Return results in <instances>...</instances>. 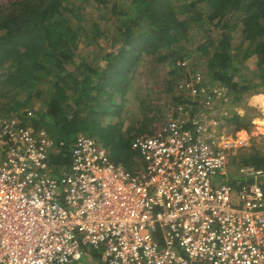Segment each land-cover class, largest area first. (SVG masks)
<instances>
[{"label":"built area","instance_id":"1","mask_svg":"<svg viewBox=\"0 0 264 264\" xmlns=\"http://www.w3.org/2000/svg\"><path fill=\"white\" fill-rule=\"evenodd\" d=\"M204 84L190 73L160 126L133 138L135 171L91 136L68 142L0 117V264H77L87 249L102 264H264V153L263 166L235 168L237 185L221 180L248 137L202 115L218 93Z\"/></svg>","mask_w":264,"mask_h":264},{"label":"trees","instance_id":"2","mask_svg":"<svg viewBox=\"0 0 264 264\" xmlns=\"http://www.w3.org/2000/svg\"><path fill=\"white\" fill-rule=\"evenodd\" d=\"M90 2L96 20L87 16L85 3ZM233 14L236 22L229 26ZM211 24H220L218 36ZM235 29L238 34L232 35ZM196 35L205 38L195 45ZM86 44L98 49L84 52ZM194 56L203 62L206 90L220 85L232 106L251 110L247 94L264 95L258 91L264 85V0H0V117L16 115L20 123L68 142L79 133L94 139L101 135L113 149L111 160L135 171L138 155L132 140L153 131L159 111L145 94L136 98L135 124L124 127L119 118L138 65L167 63L163 88L173 93L189 75L181 78L188 66H196L189 61ZM252 56L253 68L244 64ZM247 70L258 79L245 78ZM40 78L50 86L43 109L31 104L41 91ZM19 93L25 98L17 110ZM184 94L177 90L168 102L177 103ZM246 116L233 110L225 121L235 131H248L256 120ZM104 117L109 121L103 122ZM50 164L61 173L69 156L60 152ZM245 164L263 166V154L251 153L238 166ZM86 253L100 259L92 250Z\"/></svg>","mask_w":264,"mask_h":264},{"label":"rangeland","instance_id":"3","mask_svg":"<svg viewBox=\"0 0 264 264\" xmlns=\"http://www.w3.org/2000/svg\"><path fill=\"white\" fill-rule=\"evenodd\" d=\"M1 1H7V0H1ZM85 9L87 11V16L90 17L91 19H97V11L94 8V5L92 2L90 3H85ZM238 14V13H237ZM234 15H230L228 18L230 19L229 26L234 24ZM220 24H211L210 29L213 30L214 35L218 36L221 27L219 26ZM232 35L238 34V29L232 30L231 31ZM205 37L196 35L194 36V42L195 45L202 42ZM100 44L102 46L108 47V43H105L104 41H100ZM92 48H95L96 50L98 49L94 44H86L81 46L82 51H88L91 50ZM191 56V54H190ZM191 64H196L195 67L188 66V73H183L181 75V78H184L186 75L193 73V72H200L202 74L203 72V62L198 61V58H189ZM244 64L249 65L251 64L252 68L254 66V56L250 57L249 61L245 62ZM169 69V65L165 62L163 63H157L153 65H138L137 71L135 76L131 80V85H130V90L128 92V95L126 97V101L124 102L125 105L121 109V116L119 117L120 120H122L123 126L128 127L136 123L137 118L139 117V109L137 110L136 104H137V99L138 97H144L145 94H148L146 97L151 104L158 106L159 111L155 114V117L153 119V127L152 130H156L160 124L164 121V115L166 113V107L167 104L170 101V98L174 95L177 94V90H175L173 93H168L166 92L164 85L165 81L163 82L162 80L167 76V71ZM243 74V73H242ZM244 76L245 78H253V80H257V76H253L249 73V71H244ZM204 78V77H203ZM208 79L205 77L204 81L206 82ZM39 83L37 84L38 87L41 91L37 97L33 96V100H31V104L37 108L40 107V109H43L45 106L48 96L50 94V86L49 83L45 82L43 78L39 79ZM163 82V83H162ZM217 88L218 93L213 97L209 104L208 107H199V110L201 111L202 115H204L207 119L212 118L215 119L216 121L220 122L222 125H225L223 130L229 137V135L233 136L232 138H238V139H246V134L244 131L247 133L248 140L245 141L243 145H238L236 147H233V149L230 150V156H229V163L227 167L228 174L221 175L220 178L221 180H226L228 177H231L232 172L235 170V168L240 164V161L248 156L251 153L258 152V153H264V142L257 141L255 136L252 135L253 131L256 129L258 126L257 122L260 121L261 119L264 120V113L262 111L264 110V95H253L250 97V93L247 94L246 101L250 97V103L253 104L251 110L249 109L248 111H245L244 108L240 107H234L232 106L231 103V96H228L225 88L222 86H212V88ZM258 91H264V85L258 88ZM264 93V92H261ZM25 98V93H19L15 96L14 102L15 105L16 102L19 103L18 109H21V103L24 102ZM116 102L118 104L121 103L120 98H116ZM258 107H257V106ZM31 106L27 104V108H30ZM233 110H236L238 114H247L246 119L247 120H256L252 126H250V129L244 130H233V126L231 125L232 123H227L226 117H228ZM19 114V113H18ZM103 122H108L109 118L104 117ZM240 132V133H238ZM95 139L97 140L98 143L103 145L106 149L109 155L111 154V149L112 147L106 143V140L102 139L101 135H95ZM101 142H100V140ZM113 150V149H112ZM123 160V159H122ZM115 162V161H114ZM118 164H121L124 166L123 162L118 161L115 162ZM125 167V166H124ZM126 168V167H125ZM77 264H102L100 260L97 258H93L91 255L85 253L83 258L77 263Z\"/></svg>","mask_w":264,"mask_h":264},{"label":"crops","instance_id":"4","mask_svg":"<svg viewBox=\"0 0 264 264\" xmlns=\"http://www.w3.org/2000/svg\"><path fill=\"white\" fill-rule=\"evenodd\" d=\"M251 96H252V95H250V97H251ZM250 97H249V99H247V105H248V106H251V105L253 106V104L250 103ZM256 106H257V105H256ZM257 107H258V106H257ZM243 131H244V130H243Z\"/></svg>","mask_w":264,"mask_h":264}]
</instances>
